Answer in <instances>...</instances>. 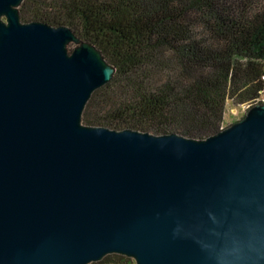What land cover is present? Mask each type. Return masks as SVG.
I'll return each instance as SVG.
<instances>
[{
  "label": "water",
  "instance_id": "1",
  "mask_svg": "<svg viewBox=\"0 0 264 264\" xmlns=\"http://www.w3.org/2000/svg\"><path fill=\"white\" fill-rule=\"evenodd\" d=\"M22 2L0 0V264H264V102L202 139L86 125L115 66Z\"/></svg>",
  "mask_w": 264,
  "mask_h": 264
},
{
  "label": "trees",
  "instance_id": "2",
  "mask_svg": "<svg viewBox=\"0 0 264 264\" xmlns=\"http://www.w3.org/2000/svg\"><path fill=\"white\" fill-rule=\"evenodd\" d=\"M19 13L69 26L115 66L86 125L202 139L223 128L227 104L264 101V0H23Z\"/></svg>",
  "mask_w": 264,
  "mask_h": 264
},
{
  "label": "rangeland",
  "instance_id": "3",
  "mask_svg": "<svg viewBox=\"0 0 264 264\" xmlns=\"http://www.w3.org/2000/svg\"><path fill=\"white\" fill-rule=\"evenodd\" d=\"M73 46H74L73 43H70L68 45L69 49H72ZM244 113L245 112L240 107L235 108L232 104L230 103L227 104V107L225 108V112H224V117H223V127L240 119L244 115ZM133 264H135V262H133Z\"/></svg>",
  "mask_w": 264,
  "mask_h": 264
},
{
  "label": "built area",
  "instance_id": "4",
  "mask_svg": "<svg viewBox=\"0 0 264 264\" xmlns=\"http://www.w3.org/2000/svg\"><path fill=\"white\" fill-rule=\"evenodd\" d=\"M261 102H264V101H261ZM258 103H260V102H258ZM251 107V106H250ZM250 107H248V106H243L241 109L244 111V112H246Z\"/></svg>",
  "mask_w": 264,
  "mask_h": 264
}]
</instances>
